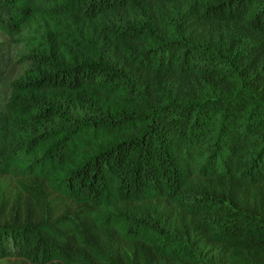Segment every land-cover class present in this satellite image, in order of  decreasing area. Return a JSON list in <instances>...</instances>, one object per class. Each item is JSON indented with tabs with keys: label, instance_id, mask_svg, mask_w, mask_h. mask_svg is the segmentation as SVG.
I'll return each mask as SVG.
<instances>
[{
	"label": "trees",
	"instance_id": "16d2710c",
	"mask_svg": "<svg viewBox=\"0 0 264 264\" xmlns=\"http://www.w3.org/2000/svg\"><path fill=\"white\" fill-rule=\"evenodd\" d=\"M0 31V259L264 264V0H0Z\"/></svg>",
	"mask_w": 264,
	"mask_h": 264
},
{
	"label": "rangeland",
	"instance_id": "374dc122",
	"mask_svg": "<svg viewBox=\"0 0 264 264\" xmlns=\"http://www.w3.org/2000/svg\"><path fill=\"white\" fill-rule=\"evenodd\" d=\"M22 39L8 36L0 31V90L1 94L7 92L10 79L21 69L20 52L23 49ZM15 258H1L0 264H11Z\"/></svg>",
	"mask_w": 264,
	"mask_h": 264
}]
</instances>
